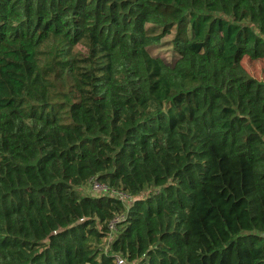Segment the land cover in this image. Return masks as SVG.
Masks as SVG:
<instances>
[{"label":"trees","instance_id":"trees-1","mask_svg":"<svg viewBox=\"0 0 264 264\" xmlns=\"http://www.w3.org/2000/svg\"><path fill=\"white\" fill-rule=\"evenodd\" d=\"M244 58L264 0H0V264H264Z\"/></svg>","mask_w":264,"mask_h":264},{"label":"rangeland","instance_id":"rangeland-1","mask_svg":"<svg viewBox=\"0 0 264 264\" xmlns=\"http://www.w3.org/2000/svg\"><path fill=\"white\" fill-rule=\"evenodd\" d=\"M167 56H170L167 55ZM242 63L244 65V67L247 69V71L255 78L259 79V80H264V60H248L247 58H244L242 60ZM79 193L81 195H89V196H96L98 194H101L102 192L100 190H97V189H93L91 186H90V183H87L83 186H81L79 189H78ZM107 193V192H105ZM104 193V194H105ZM129 201L126 200L125 202L127 203ZM113 236V235H112ZM112 237H108L107 240H111Z\"/></svg>","mask_w":264,"mask_h":264},{"label":"built area","instance_id":"built-area-1","mask_svg":"<svg viewBox=\"0 0 264 264\" xmlns=\"http://www.w3.org/2000/svg\"><path fill=\"white\" fill-rule=\"evenodd\" d=\"M90 186H91L93 189L95 188V189L100 190L101 192H104V193L108 191V193H110L111 195L115 196L116 198L122 200L123 202H125V201L128 200V199H129V200L131 199V197H130L127 193H125V192H123V191H115V190H111V191H109V190H106L103 186H101V185H100L98 182H96L95 180H91V181H90ZM116 221H117V219L111 221V223H110V225H109V227H110L111 229H113L114 223H115ZM114 261H115L116 264H129V263H127V261H126L123 257H121V256H119V255L115 256Z\"/></svg>","mask_w":264,"mask_h":264}]
</instances>
